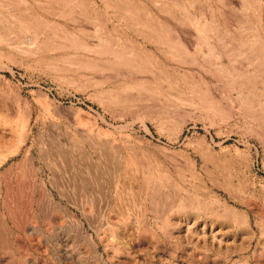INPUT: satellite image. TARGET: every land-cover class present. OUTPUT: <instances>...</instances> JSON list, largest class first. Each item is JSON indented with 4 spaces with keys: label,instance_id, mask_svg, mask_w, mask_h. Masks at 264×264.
Wrapping results in <instances>:
<instances>
[{
    "label": "rangeland",
    "instance_id": "1",
    "mask_svg": "<svg viewBox=\"0 0 264 264\" xmlns=\"http://www.w3.org/2000/svg\"><path fill=\"white\" fill-rule=\"evenodd\" d=\"M0 264H264V0H0Z\"/></svg>",
    "mask_w": 264,
    "mask_h": 264
},
{
    "label": "bare ground",
    "instance_id": "2",
    "mask_svg": "<svg viewBox=\"0 0 264 264\" xmlns=\"http://www.w3.org/2000/svg\"><path fill=\"white\" fill-rule=\"evenodd\" d=\"M8 2V1H7ZM30 7V6H29ZM123 7V6H122ZM121 7V8H122ZM47 8V7H46ZM45 9V8H44ZM81 9V8H80ZM166 9V8H165ZM133 10V9H132ZM167 10V9H166ZM49 12V11H48ZM142 13V12H141ZM144 14V13H143ZM124 15V14H123ZM137 15H139V14H137ZM38 19V18H37ZM127 19V18H126ZM143 19V18H142ZM53 29H54V27H53ZM54 31V30H53ZM34 33V32H33ZM67 33V32H66ZM57 34V33H56ZM118 36V35H117ZM159 37V36H158ZM123 42V41H122ZM61 46V45H60ZM144 53H146L145 51H144ZM123 58V57H122ZM142 67V66H141Z\"/></svg>",
    "mask_w": 264,
    "mask_h": 264
}]
</instances>
